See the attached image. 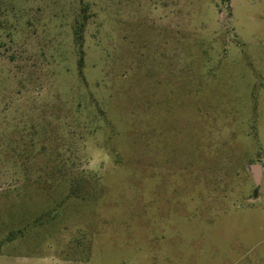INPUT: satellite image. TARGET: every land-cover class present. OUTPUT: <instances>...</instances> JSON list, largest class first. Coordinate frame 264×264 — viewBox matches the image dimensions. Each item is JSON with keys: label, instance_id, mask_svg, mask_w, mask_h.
I'll return each mask as SVG.
<instances>
[{"label": "rangeland", "instance_id": "374dc122", "mask_svg": "<svg viewBox=\"0 0 264 264\" xmlns=\"http://www.w3.org/2000/svg\"><path fill=\"white\" fill-rule=\"evenodd\" d=\"M0 264H264V0H0Z\"/></svg>", "mask_w": 264, "mask_h": 264}, {"label": "water", "instance_id": "95a60500", "mask_svg": "<svg viewBox=\"0 0 264 264\" xmlns=\"http://www.w3.org/2000/svg\"><path fill=\"white\" fill-rule=\"evenodd\" d=\"M251 169L255 174L256 190H259V187L261 185V166L251 165Z\"/></svg>", "mask_w": 264, "mask_h": 264}, {"label": "trees", "instance_id": "16d2710c", "mask_svg": "<svg viewBox=\"0 0 264 264\" xmlns=\"http://www.w3.org/2000/svg\"><path fill=\"white\" fill-rule=\"evenodd\" d=\"M222 4H228L231 0H220ZM77 33V39H78V44L79 46L81 47L82 45V34L80 32V29L76 31ZM82 52V49L80 50ZM82 62H83V58L81 57L80 59V66L82 65Z\"/></svg>", "mask_w": 264, "mask_h": 264}]
</instances>
